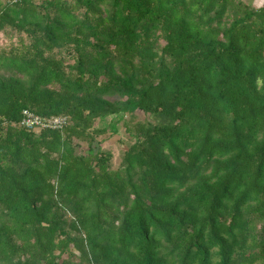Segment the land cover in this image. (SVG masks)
I'll return each instance as SVG.
<instances>
[{
    "label": "trees",
    "instance_id": "trees-1",
    "mask_svg": "<svg viewBox=\"0 0 264 264\" xmlns=\"http://www.w3.org/2000/svg\"><path fill=\"white\" fill-rule=\"evenodd\" d=\"M0 35V264H264V3L0 0Z\"/></svg>",
    "mask_w": 264,
    "mask_h": 264
},
{
    "label": "rangeland",
    "instance_id": "rangeland-1",
    "mask_svg": "<svg viewBox=\"0 0 264 264\" xmlns=\"http://www.w3.org/2000/svg\"><path fill=\"white\" fill-rule=\"evenodd\" d=\"M249 3H253L255 1H247ZM9 44V40L0 35V47L6 46ZM142 117V116H141ZM101 140V145L104 149L110 150L113 153L112 158V166L113 168H117L121 162L124 150L131 143V139L128 137L127 133L124 132V127L120 126V132L118 134L109 133L102 136H97V141ZM87 146L84 143L83 148H80L79 151H86Z\"/></svg>",
    "mask_w": 264,
    "mask_h": 264
},
{
    "label": "built area",
    "instance_id": "built-area-1",
    "mask_svg": "<svg viewBox=\"0 0 264 264\" xmlns=\"http://www.w3.org/2000/svg\"><path fill=\"white\" fill-rule=\"evenodd\" d=\"M69 123L67 116L41 117L32 111L24 110L20 124L27 130L63 129Z\"/></svg>",
    "mask_w": 264,
    "mask_h": 264
},
{
    "label": "crops",
    "instance_id": "crops-1",
    "mask_svg": "<svg viewBox=\"0 0 264 264\" xmlns=\"http://www.w3.org/2000/svg\"><path fill=\"white\" fill-rule=\"evenodd\" d=\"M245 1H255L253 4L257 7L261 6L264 3V0H245Z\"/></svg>",
    "mask_w": 264,
    "mask_h": 264
}]
</instances>
